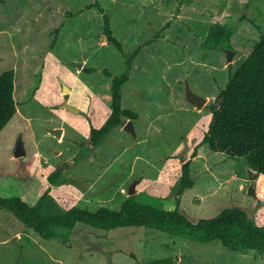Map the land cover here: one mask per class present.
Masks as SVG:
<instances>
[{"label": "rangeland", "instance_id": "obj_1", "mask_svg": "<svg viewBox=\"0 0 264 264\" xmlns=\"http://www.w3.org/2000/svg\"><path fill=\"white\" fill-rule=\"evenodd\" d=\"M93 1L0 0V75L15 70L18 103L0 131V194L35 205L51 185L49 174L68 165L61 182L51 185L46 215L75 205L119 208L133 184L139 200L174 209L182 165L213 119L210 105L227 84L229 67L235 70L261 36L250 19L264 25V0H99L125 55L104 33V13L88 7ZM215 21L238 27L230 63L225 48L202 44ZM138 47L123 86V106L139 113L136 132L118 126L87 149L91 127L111 112L112 76L105 69L127 71L126 58ZM188 87L208 98L204 106L189 100ZM20 135L26 154L16 157ZM198 152L191 168L195 183L183 189L181 210L197 221L240 205L264 224V174L251 178L244 158L208 144ZM60 231L46 239L0 208V264H145L166 257L172 264H264L255 250L145 226L103 229L78 222Z\"/></svg>", "mask_w": 264, "mask_h": 264}, {"label": "trees", "instance_id": "obj_2", "mask_svg": "<svg viewBox=\"0 0 264 264\" xmlns=\"http://www.w3.org/2000/svg\"><path fill=\"white\" fill-rule=\"evenodd\" d=\"M93 6L104 13L103 30L108 40L125 55L122 41L114 34L110 15L105 13L99 0L88 5ZM250 20L260 30L261 36L235 70L229 67L228 82L221 88L215 103L210 105L213 119L192 155L182 165L181 187L176 194L177 204L174 209L158 208L143 202L135 193L127 196L119 208L102 205L94 210L75 205L65 213L46 215L43 209L52 189L51 185L61 182L68 165L60 166L49 174L51 185L43 192L37 204H30L20 195L0 194V208L13 211L27 227L33 228L46 239L61 236L65 233L60 231L61 228L70 230L78 222L103 229L145 226L201 242L219 239L231 249L255 250L264 255V224H258L245 207L225 206L216 215L197 221L192 220L180 208L183 189L192 187L195 183L191 172L193 157L198 155V149L204 144H208L214 151L225 152L232 158H244L249 169L260 170L264 174V25L254 19ZM59 30L60 26L54 29L56 36L53 44ZM237 30V26L215 21L209 26L202 44L207 48L232 49V37ZM139 50L140 47L131 55H126L129 69L122 74L115 75L105 69L107 75L112 76L111 112L102 125L91 127L88 138L83 141L86 148L98 146L116 127L124 125L128 119L134 121L139 117L138 112L123 106V86L130 79V68ZM85 70L91 72L95 68L85 67ZM15 89V70H5L0 75V131L17 112ZM172 263L173 259L166 257L155 258L145 264Z\"/></svg>", "mask_w": 264, "mask_h": 264}, {"label": "water", "instance_id": "obj_3", "mask_svg": "<svg viewBox=\"0 0 264 264\" xmlns=\"http://www.w3.org/2000/svg\"><path fill=\"white\" fill-rule=\"evenodd\" d=\"M227 62L230 63L233 61L234 59V50L233 49H227ZM70 64L77 66L78 68H81L83 65V62L80 61H72L70 62ZM188 98L191 102L195 103L197 106L202 107L204 106V103H206L208 101V98L206 97H202V96H198L196 95L194 92H192L190 90V88L188 87ZM124 128L132 133L135 134V128H134V124H133V120L132 119H128L125 124H124ZM53 132L56 133L57 135L61 134V130L58 129H53ZM14 153L16 157H20L26 154V149L24 147V141L22 139V136L20 135L17 143L15 144V149H14ZM260 170H257L256 172L253 170L249 169V174L251 178H255L258 176V174L260 173ZM136 192V187L133 184L130 189H129V194H135Z\"/></svg>", "mask_w": 264, "mask_h": 264}]
</instances>
